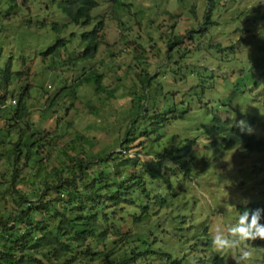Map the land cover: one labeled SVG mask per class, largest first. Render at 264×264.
Returning a JSON list of instances; mask_svg holds the SVG:
<instances>
[{
  "label": "trees",
  "instance_id": "16d2710c",
  "mask_svg": "<svg viewBox=\"0 0 264 264\" xmlns=\"http://www.w3.org/2000/svg\"><path fill=\"white\" fill-rule=\"evenodd\" d=\"M115 1L117 9L130 6ZM99 4L0 0V264H227L224 253L212 249L208 219L184 226L174 213L198 172L190 156L196 140L167 131L182 114L171 96L180 93L173 88L183 70L171 55L197 30L168 39L165 65L171 72L165 86L159 83L163 65L152 73L150 57L137 55L145 48L142 34L128 38L122 49L135 50L136 77L117 110L120 123L86 134L75 119L81 90L111 99L126 85L119 83L126 81L120 68L112 70L118 52L110 54L113 67L99 68L94 61L109 45L107 16L92 13ZM39 59L52 82L61 84L52 95L45 87L33 110L29 79ZM108 77L114 84L105 83ZM84 107L99 113L90 101ZM213 122L225 150L243 145L248 153H264V135L248 133L232 117L215 114ZM147 140L152 143L145 153L153 157L146 161L140 155ZM257 208L264 209V200L234 209L240 215Z\"/></svg>",
  "mask_w": 264,
  "mask_h": 264
},
{
  "label": "rangeland",
  "instance_id": "374dc122",
  "mask_svg": "<svg viewBox=\"0 0 264 264\" xmlns=\"http://www.w3.org/2000/svg\"><path fill=\"white\" fill-rule=\"evenodd\" d=\"M122 1L130 5L126 11L117 9L115 0H99V6L92 10L93 15L107 16L106 35L109 41L106 46L109 48L102 47L94 61L99 68L104 65L113 67L110 54L118 52L117 62L111 68H120L121 74L126 75V81L119 83L126 85L117 98L111 99L97 97L90 90H81L82 98L76 104L80 110L75 116L79 120L76 125L86 134L99 135L96 129L99 126L105 125L113 130L120 123L121 114L117 110L127 102L128 90L136 77L133 66L137 60L134 59L135 50L122 49L129 42L128 38L142 34L140 41L145 48H139L137 55L150 57L149 70L152 73L163 65L159 83L165 86L170 81L171 72L170 66L165 65L168 39L196 29L194 38L174 46L171 55L174 62L178 61L173 65L181 66L183 70V75L176 76L175 82L182 79V83L179 81L173 88L180 93L171 96L182 114L172 125H168L167 131L168 135L177 139L184 136L189 141L196 140L190 156L198 173L193 179L194 186H190L181 201L176 203L174 213L178 220L184 221V226L190 220L199 223L208 219L213 236L218 226L236 222L240 215L234 208L238 203L264 200V153H248L243 145L225 150L213 122L215 114L223 118L232 117L243 121L241 126L248 133L264 135V0ZM206 11L211 12L208 17L211 20L206 19ZM118 17L125 23L123 28L126 29L119 26ZM217 43L221 46L217 47ZM185 50L188 52L183 56ZM131 64L132 67H129ZM31 76L29 80L34 87L30 89L29 102L34 110L43 98L45 87L52 95L59 92L61 83L52 82L49 70L40 59L32 65ZM112 81L113 78L108 77L105 83L111 84ZM87 101L94 105L98 114L87 112L84 107ZM75 113L70 111L68 118ZM144 143L146 148L143 147L144 152L140 156L147 161L153 157L145 153L152 142L147 140ZM187 238H190L189 243L195 242L193 236ZM245 246L252 250L253 256L250 261L241 264H264V240H249ZM212 253L209 249L208 254ZM221 253H224L227 264H235L234 257L239 256V249Z\"/></svg>",
  "mask_w": 264,
  "mask_h": 264
},
{
  "label": "clouds",
  "instance_id": "9594fccd",
  "mask_svg": "<svg viewBox=\"0 0 264 264\" xmlns=\"http://www.w3.org/2000/svg\"><path fill=\"white\" fill-rule=\"evenodd\" d=\"M241 125L243 121L239 122ZM264 209L245 211L240 214L234 224L217 227L212 236V246L216 252H231L239 249V256L234 257L235 264L250 261L253 252L245 246L246 241L264 240V223H261Z\"/></svg>",
  "mask_w": 264,
  "mask_h": 264
},
{
  "label": "built area",
  "instance_id": "2783aa9c",
  "mask_svg": "<svg viewBox=\"0 0 264 264\" xmlns=\"http://www.w3.org/2000/svg\"><path fill=\"white\" fill-rule=\"evenodd\" d=\"M14 102H16V101L14 100Z\"/></svg>",
  "mask_w": 264,
  "mask_h": 264
}]
</instances>
